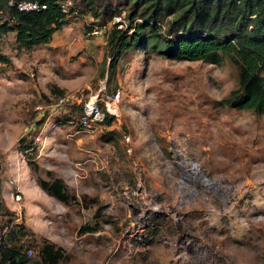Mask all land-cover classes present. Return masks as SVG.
<instances>
[{
    "label": "rangeland",
    "instance_id": "rangeland-1",
    "mask_svg": "<svg viewBox=\"0 0 264 264\" xmlns=\"http://www.w3.org/2000/svg\"><path fill=\"white\" fill-rule=\"evenodd\" d=\"M60 2L67 20L48 41L0 34V251L21 244L33 264L52 241L58 264H264V110L218 102L236 85L232 61L165 55L143 32L107 78L105 32L123 9L95 24ZM115 89L108 124H77L91 94ZM35 175L61 177L69 201Z\"/></svg>",
    "mask_w": 264,
    "mask_h": 264
},
{
    "label": "trees",
    "instance_id": "trees-1",
    "mask_svg": "<svg viewBox=\"0 0 264 264\" xmlns=\"http://www.w3.org/2000/svg\"><path fill=\"white\" fill-rule=\"evenodd\" d=\"M0 34L13 33L20 47H31L50 39L54 30L66 20L60 0H31L34 8L19 9L20 0H0ZM78 8L87 10L96 23H103L123 9L125 22L113 21L105 32V51L108 55V76L113 73L117 56L132 47L144 32L160 42L159 51L178 58H203L219 62L224 56L235 65L236 85L230 88L219 103L234 108L264 110V0H77ZM124 7V8H123ZM122 23V21H121ZM85 30L92 23H84ZM0 54V60H7ZM102 74V71L100 72ZM99 121L108 124L113 114L104 110ZM82 107V106H81ZM81 114V113H80ZM78 119V118H77ZM77 121V120H76ZM26 164L35 171L36 162L30 151L31 143L22 144ZM30 150V151H29ZM36 184L63 203L70 199L61 177L34 176ZM20 231H25L19 228ZM33 264H58L65 258L59 245L44 241L37 247ZM28 260L21 244H12L0 251V262L23 264ZM1 264V263H0Z\"/></svg>",
    "mask_w": 264,
    "mask_h": 264
},
{
    "label": "built area",
    "instance_id": "built-area-1",
    "mask_svg": "<svg viewBox=\"0 0 264 264\" xmlns=\"http://www.w3.org/2000/svg\"><path fill=\"white\" fill-rule=\"evenodd\" d=\"M61 6V9L65 11L63 4L59 3ZM36 6V3L31 0H20L17 2V7L19 9H29L34 8ZM66 96H59L57 100L55 101L57 104L60 103L62 100H64ZM119 100V90L115 89L113 91L109 92H103L100 96H98V91L91 94L88 99L83 102L81 114L79 115L77 119V124L82 126H89L91 122H95L97 120H101L104 115V111L100 109L98 102L101 101L103 103L104 110L108 113H111L113 115L117 114V103ZM90 101V104H88ZM114 107H116L114 109ZM11 183H13V189H10L9 194L12 200L17 201L21 197V192L17 186V183L15 180H10ZM0 196H1V189H0ZM15 210V213H20L19 207L13 208ZM31 251L28 249V252Z\"/></svg>",
    "mask_w": 264,
    "mask_h": 264
},
{
    "label": "crops",
    "instance_id": "crops-1",
    "mask_svg": "<svg viewBox=\"0 0 264 264\" xmlns=\"http://www.w3.org/2000/svg\"><path fill=\"white\" fill-rule=\"evenodd\" d=\"M14 178H15V180L16 179H18V181H19V170L14 174ZM17 181V180H16ZM17 186H18V183H17ZM19 188V187H18ZM20 190V189H19ZM21 192V191H20Z\"/></svg>",
    "mask_w": 264,
    "mask_h": 264
},
{
    "label": "bare ground",
    "instance_id": "bare-ground-1",
    "mask_svg": "<svg viewBox=\"0 0 264 264\" xmlns=\"http://www.w3.org/2000/svg\"><path fill=\"white\" fill-rule=\"evenodd\" d=\"M88 104H90V101H89V103ZM116 107H114V109H115ZM116 111H117V109H116Z\"/></svg>",
    "mask_w": 264,
    "mask_h": 264
}]
</instances>
